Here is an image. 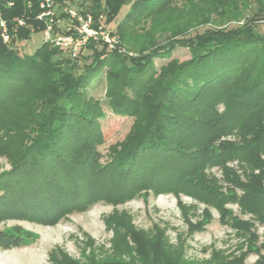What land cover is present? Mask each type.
I'll use <instances>...</instances> for the list:
<instances>
[{"label":"trees","instance_id":"16d2710c","mask_svg":"<svg viewBox=\"0 0 264 264\" xmlns=\"http://www.w3.org/2000/svg\"><path fill=\"white\" fill-rule=\"evenodd\" d=\"M75 1L56 0L58 17L66 23V9L90 14L95 28L109 24L125 3L83 0L74 8ZM198 1L207 6L192 14L190 24L161 29L169 36L161 43L150 40L138 56L99 48L103 43L90 40L72 57L43 40L24 55L19 44L44 28L36 19L38 0H0V18L10 37L8 43L0 38V103L34 83L35 94L42 97L35 120L29 119L10 156V168L0 173V216L50 223L87 207L102 184L116 176V191L124 197L147 190L183 192L205 201L223 196L224 204H235L264 225V33L254 31L264 19V0ZM170 2L133 0L111 36L127 44L147 18L148 33L162 28ZM213 17L233 24L208 26ZM200 27L203 31L197 32ZM177 48L187 50V60L171 58ZM86 49L92 61L79 65ZM156 59L167 61L157 68ZM103 71L107 109L133 120L106 167L100 166L97 150L105 115L101 103L86 93ZM199 165L220 167L219 181L228 194L206 187L209 177L196 169ZM101 172L108 177L101 178ZM232 221L246 231L240 220ZM254 239L248 232L247 249L256 247L255 264H264V242L257 245ZM244 258L242 253L222 264H246ZM138 261L188 264L160 250Z\"/></svg>","mask_w":264,"mask_h":264},{"label":"rangeland","instance_id":"374dc122","mask_svg":"<svg viewBox=\"0 0 264 264\" xmlns=\"http://www.w3.org/2000/svg\"><path fill=\"white\" fill-rule=\"evenodd\" d=\"M81 1L76 0L73 7H78ZM132 1L111 0L116 4L119 2L120 6L122 2L125 3L114 19L97 32L96 40L103 43L98 45L99 48L110 50L113 47L118 53L138 56L140 51L146 50L150 40L161 43L169 36L168 33L161 34V29L165 28L167 32L174 27L181 28L185 23L190 24L192 14L197 15L199 7L207 6L197 0H171L170 10L161 17L162 28L148 33L146 30L151 23L147 18L139 25L142 28L136 27L137 34L130 38L131 41L123 45L111 33H115L116 24ZM210 22L208 26L215 27L233 24L214 17ZM203 29L200 27L197 32ZM254 31L264 33V19L256 23ZM41 43L42 35L34 33L29 40L19 44V50L24 55H30ZM82 53L85 59L81 56L79 65L89 64L92 61L91 51L86 49ZM188 57L184 48H177L171 55V58L179 61H185ZM166 61L156 59L155 65L158 68ZM106 86L103 71L86 88L87 95L101 103L105 115L100 121L101 144L97 146L99 163L104 167L119 150L133 123L131 118L115 116L107 109L104 100ZM35 90L36 84H30L0 103V173L10 168L9 159L21 139L22 131L37 116L35 112L39 111L42 97H38ZM242 167L247 169L244 165ZM191 168L202 169L204 177H209L206 187L221 195L228 194L219 181L220 167L199 165L196 169L194 166ZM100 175L106 179L104 172ZM115 179L116 176L111 182L102 184L101 189L95 192L96 199L87 207L65 212L50 223L30 221L19 215H1L0 264H139V256L158 250L170 257L178 256L188 264H222L224 260L242 253H245L246 264L257 262L256 247L252 251L247 249L248 232L255 236L254 241L260 245L264 242V225L240 211L235 204H224L223 196H213L205 201L183 192L156 194L147 190L124 197L120 195L122 193H117ZM232 199L228 197L227 200L231 202ZM221 214L224 215L223 219H220ZM233 219L240 220L246 231L234 228ZM260 257L264 258V251H261Z\"/></svg>","mask_w":264,"mask_h":264},{"label":"built area","instance_id":"2783aa9c","mask_svg":"<svg viewBox=\"0 0 264 264\" xmlns=\"http://www.w3.org/2000/svg\"><path fill=\"white\" fill-rule=\"evenodd\" d=\"M55 3L56 0H38L39 13L36 19L44 22L42 40L76 57L90 40H96L97 32L102 26L98 24L95 28L90 14L82 15L73 9L65 10L69 15L65 23L55 11ZM18 24L23 25V21L18 20ZM63 27L65 32L58 30ZM0 38L3 43H8L10 40L7 25L1 18Z\"/></svg>","mask_w":264,"mask_h":264}]
</instances>
